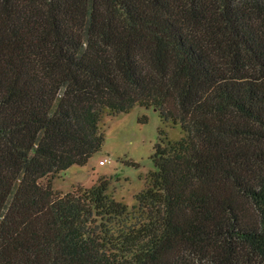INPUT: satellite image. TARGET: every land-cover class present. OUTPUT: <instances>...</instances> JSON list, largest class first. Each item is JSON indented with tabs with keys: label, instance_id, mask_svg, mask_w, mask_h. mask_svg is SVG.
Here are the masks:
<instances>
[{
	"label": "trees",
	"instance_id": "obj_1",
	"mask_svg": "<svg viewBox=\"0 0 264 264\" xmlns=\"http://www.w3.org/2000/svg\"><path fill=\"white\" fill-rule=\"evenodd\" d=\"M136 103L184 130L141 212L56 191ZM0 264H264V0H0Z\"/></svg>",
	"mask_w": 264,
	"mask_h": 264
},
{
	"label": "rangeland",
	"instance_id": "obj_2",
	"mask_svg": "<svg viewBox=\"0 0 264 264\" xmlns=\"http://www.w3.org/2000/svg\"><path fill=\"white\" fill-rule=\"evenodd\" d=\"M155 106L136 103L131 110L105 113L101 120L106 140L86 164H74L61 172L53 184L58 192L78 191L91 187L101 176L110 179L109 192L129 205L131 214L141 212L136 194L147 183L149 172L156 168L153 153L159 141L180 139L181 124L164 121ZM147 118V121L144 119ZM164 129V134H160ZM102 158H108L105 164ZM47 181V178H43ZM12 199V197H11ZM7 208V207H6Z\"/></svg>",
	"mask_w": 264,
	"mask_h": 264
},
{
	"label": "built area",
	"instance_id": "obj_3",
	"mask_svg": "<svg viewBox=\"0 0 264 264\" xmlns=\"http://www.w3.org/2000/svg\"><path fill=\"white\" fill-rule=\"evenodd\" d=\"M107 161H109L108 158H102V159L100 160V162H101V163H104V164H105Z\"/></svg>",
	"mask_w": 264,
	"mask_h": 264
},
{
	"label": "crops",
	"instance_id": "obj_4",
	"mask_svg": "<svg viewBox=\"0 0 264 264\" xmlns=\"http://www.w3.org/2000/svg\"><path fill=\"white\" fill-rule=\"evenodd\" d=\"M68 168H69V167H68ZM61 175H62V174H61ZM54 183H55V181H54ZM54 183H53V184H54Z\"/></svg>",
	"mask_w": 264,
	"mask_h": 264
}]
</instances>
